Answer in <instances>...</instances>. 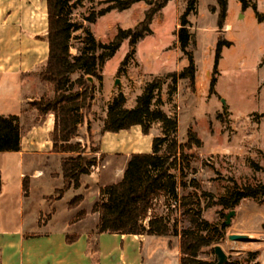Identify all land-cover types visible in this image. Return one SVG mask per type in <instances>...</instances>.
Returning a JSON list of instances; mask_svg holds the SVG:
<instances>
[{
    "label": "rangeland",
    "instance_id": "1",
    "mask_svg": "<svg viewBox=\"0 0 264 264\" xmlns=\"http://www.w3.org/2000/svg\"><path fill=\"white\" fill-rule=\"evenodd\" d=\"M247 1L250 7L235 9L233 28L226 27L225 19L221 32L217 28L216 0H199L197 13L188 16L189 31L194 34V46L187 48L196 67L194 85L188 80H177L175 91L168 94L167 86L171 78H166L160 91L163 101L161 108L177 119V141L187 143L188 130L198 139L197 145L185 150L187 164L182 166L185 169L182 176L184 185L178 187V198H193L199 205L201 219L212 227H220L226 222L229 211H235L229 224H225L224 237L216 244L203 248L201 254L204 259L216 261L217 257L211 249L218 244L227 255L226 262L229 264H246L247 252H257L256 260L264 264V195L244 198L230 209L216 203L220 196L227 195L233 187L255 186L264 182V0ZM70 4L74 6L71 19L89 29L97 42L104 43L110 42L118 29H135L149 9V5L139 2L124 11L111 10L103 16H96L89 22L86 17L106 7V0H70ZM233 7L231 3L230 8ZM31 9L26 8L27 16L31 15ZM184 10V0L170 1L153 16L149 25L151 34L138 41L129 62L120 67L129 50L126 39L114 56L100 68V79L91 81L95 85V98L86 116L87 123L80 126L79 135L74 139L80 143L84 154L96 159L92 171L97 176L85 180L87 184L84 189L89 196L96 195V199H99L97 192L101 185L120 179L123 158L118 150H129L130 146L135 150L146 151L152 138L160 135V126L156 124L143 136L132 133L105 138L101 132L102 120L107 105L118 94L121 93L126 99V106L131 107L147 81L167 73H178L187 66V55L181 51L176 35L180 26L179 17ZM86 36L83 29L73 32L70 41L72 54L82 51ZM218 37H224L232 45L222 49L216 84L213 92L209 93ZM25 43L28 41L25 40ZM4 51L1 47V52ZM25 57L24 64L34 61L29 55ZM42 67V62H39L23 77L24 109L33 115L36 109L32 103L53 94L51 86L38 78ZM77 76L78 73H75L73 79ZM3 84L8 85L5 92L7 97L4 98L9 100L5 107H9L10 100L16 99L21 92L20 77L13 73L2 75L1 87ZM3 110L0 109V112ZM115 142L119 144L115 146ZM105 150L111 154H105ZM191 156L197 157L198 162L190 164ZM249 160L260 169L250 167ZM61 196L55 192L45 199L51 203ZM151 214L165 216L169 226L177 232L189 226L180 204L164 197L154 202ZM47 219V215L40 218L44 221ZM229 234H250L253 239L228 241ZM159 241L161 244L153 245L154 248H166L168 245V264H179L180 251H175L179 247V237L171 234ZM240 243L246 247H239Z\"/></svg>",
    "mask_w": 264,
    "mask_h": 264
},
{
    "label": "trees",
    "instance_id": "2",
    "mask_svg": "<svg viewBox=\"0 0 264 264\" xmlns=\"http://www.w3.org/2000/svg\"><path fill=\"white\" fill-rule=\"evenodd\" d=\"M172 0H106L108 4L97 14L86 17L92 22L96 16H103L111 10L124 11L134 4L144 2L149 5L144 19L135 29H118L114 38L107 43L97 42L89 29L71 19L74 6L70 0H46L47 6V59L38 73L40 81L52 88L51 97H42L32 105L39 115L52 113L54 125L51 132L52 150L57 153H68L61 159V176L63 186L55 192L60 196L69 188H78L80 178L90 175L96 166V159L84 154L80 143L74 141L79 135L80 126L87 123V114L95 98V85L92 80L100 79L99 70L104 62L113 57L124 40H128L129 50L125 54L121 68L129 62L135 53L139 40L151 34L149 27L153 16ZM241 9L249 6L247 0H238ZM199 0H185V10L179 17V28L176 35L181 51L187 55L188 64L180 72L167 73L163 77H154L147 81L131 107L126 106V99L120 93L107 105L106 115L102 120V133H118L138 126L143 135L149 133L154 125L160 126V135L151 140L149 153L132 154L126 163L122 178L99 189V199L93 204L92 212L98 214L97 233L131 234L146 236L179 237V264H216L217 260L201 257L203 248L216 244L225 234V223L220 227H212L201 219L198 203L189 196L178 198V187L183 186L182 176L187 164L186 149L197 145L198 139L190 130L187 143H179L176 139L178 122L174 115L168 114L161 107L163 101L160 91L166 78L168 94L175 91L177 80H188L194 85L196 67L189 46H194V34L189 31L188 16L196 14ZM218 6L217 28L222 32L228 0H216ZM253 10L256 8L253 5ZM215 11V7L212 8ZM83 29L85 47L82 51L72 54L70 41L73 32ZM231 41L218 37L213 59V73L209 81V93L214 90L222 49L231 46ZM78 76L73 79V75ZM89 127L87 125V131ZM21 148L20 124L17 115L0 114V152H16ZM255 170L260 167L249 160ZM179 172V174H177ZM195 182V180L193 179ZM28 181L23 180V190L28 191ZM1 191V173H0ZM264 195V182L255 186L246 185L242 188L233 187L225 196H220L216 203L225 209L234 208L244 198H256ZM159 197L180 204L182 213L189 226L177 232L169 226L165 216L152 215L154 202ZM82 195L74 196L68 206L76 207ZM196 206V207H194ZM68 242L75 237L67 236ZM213 251V249H211ZM214 252V251H213ZM257 252L246 253V264H259ZM224 264H229L225 262Z\"/></svg>",
    "mask_w": 264,
    "mask_h": 264
},
{
    "label": "crops",
    "instance_id": "3",
    "mask_svg": "<svg viewBox=\"0 0 264 264\" xmlns=\"http://www.w3.org/2000/svg\"><path fill=\"white\" fill-rule=\"evenodd\" d=\"M27 7L32 8L28 16ZM239 7L238 0H228L226 27L233 28L234 11ZM38 9H43L45 16L40 25L35 19ZM47 54L46 0H0V76L11 73L19 76L21 91L16 99L10 100V108L5 107L9 104L4 98L8 85H0V109H4L0 114L19 117L21 144L19 151L0 152V264H168V245L166 248L153 246L168 236L96 232L98 214L92 212V207L98 198L89 196L84 189L86 178L97 176L94 171L81 176L79 188L71 187L58 199L46 202L45 197H51L63 186L61 159L69 154L52 150L53 114L39 115L36 111L33 115L24 109L23 77L39 62L44 66ZM27 55L34 61L24 64ZM132 133L143 136L138 126L102 135L108 138ZM118 144L115 142V146ZM147 147L146 151L130 146L129 150L117 151L123 158L120 179L130 156L149 153L151 141ZM25 178L29 185L27 193L23 190ZM76 195H82L83 199L71 208L69 201ZM46 215V221L40 220ZM67 236L75 237L74 241L68 242ZM175 251L179 253V247Z\"/></svg>",
    "mask_w": 264,
    "mask_h": 264
},
{
    "label": "water",
    "instance_id": "4",
    "mask_svg": "<svg viewBox=\"0 0 264 264\" xmlns=\"http://www.w3.org/2000/svg\"><path fill=\"white\" fill-rule=\"evenodd\" d=\"M89 81H92L91 78H89ZM235 211L230 210L228 215L226 216V222L225 224H229L230 218L234 215ZM228 241H252L253 236L250 234H229L227 236ZM214 254L217 257V263L216 264H224L227 261V255L222 250L220 245H215L213 247Z\"/></svg>",
    "mask_w": 264,
    "mask_h": 264
},
{
    "label": "bare ground",
    "instance_id": "5",
    "mask_svg": "<svg viewBox=\"0 0 264 264\" xmlns=\"http://www.w3.org/2000/svg\"><path fill=\"white\" fill-rule=\"evenodd\" d=\"M184 1H185V0H184ZM185 5H186V4H185ZM35 19H36V22H37L38 25L41 24V21H44V20H45V16H44V13H43V9H38V10H37V13H36ZM197 162H198V158H197V157H193V156L190 157V164H195V163H197ZM235 246H237V245H235ZM235 246H234V247H235ZM239 247L244 248V247H246V246L243 245L242 243H240ZM235 248H237V247H235Z\"/></svg>",
    "mask_w": 264,
    "mask_h": 264
}]
</instances>
